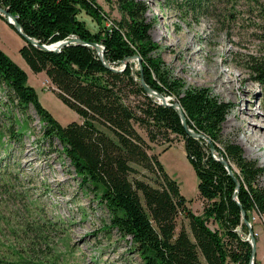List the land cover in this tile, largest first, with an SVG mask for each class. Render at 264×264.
I'll use <instances>...</instances> for the list:
<instances>
[{"label":"trees","instance_id":"trees-1","mask_svg":"<svg viewBox=\"0 0 264 264\" xmlns=\"http://www.w3.org/2000/svg\"><path fill=\"white\" fill-rule=\"evenodd\" d=\"M106 1L117 3L119 18L109 20L96 0H0V7L38 43L68 39L71 34L80 39L55 51L35 46L17 32L23 40L19 53L30 69L44 71L50 90L78 113L80 120L64 124L41 103L27 71L0 47V86L5 102L11 104L4 112L9 122H0V147L9 153L24 134L34 132L31 117L17 114L32 108L41 127L35 143L44 148L45 141L48 151L67 157L80 186L103 202L109 211L108 226L129 238L140 264H250L252 249L242 211L251 223L253 212L264 217L260 182L264 167L224 135L223 121L231 102L207 86L187 85L166 67L150 33L145 0ZM162 1L176 2L193 15L210 12V0ZM249 2L259 7L264 19L263 0ZM0 17L5 19L2 13ZM93 42L103 44L108 65ZM133 55L140 57L137 67L129 60ZM245 61L253 79L264 86V47ZM141 75L152 89L171 96L169 101H178L185 124L177 109L158 103L146 92ZM187 127L201 136L190 134ZM171 134L182 139L197 176L200 212L188 205L159 152L149 151L151 142L161 140L168 142L163 151L168 149ZM220 155L231 172L217 159ZM253 264L264 262L255 256Z\"/></svg>","mask_w":264,"mask_h":264},{"label":"rangeland","instance_id":"rangeland-1","mask_svg":"<svg viewBox=\"0 0 264 264\" xmlns=\"http://www.w3.org/2000/svg\"><path fill=\"white\" fill-rule=\"evenodd\" d=\"M96 1L109 20L120 17L117 3ZM145 1L150 33L159 45L158 54L166 67L187 85L207 86L219 98L231 102L223 121L224 135L237 141L247 157L264 167V86L253 79L245 66L248 55L264 47L262 11L249 0H210V12L193 15L176 2ZM82 15L94 27V22ZM14 32L0 25V43L11 58L21 56L18 48L23 42ZM129 60L134 67L139 64L134 56ZM25 66L39 100L61 123L79 118L74 109L50 90L51 83L44 71L33 72ZM5 100L0 86V122L7 124L9 118L4 112L11 104ZM17 114L31 117L34 132L24 134L9 153L0 147L2 264H140L129 238L108 226L109 211L103 202L80 186L79 176L67 157L55 150L48 151L45 141L44 148L35 143L41 127L34 110L27 108L26 114ZM139 130L146 136L142 128ZM170 136L168 149L163 151L168 142L161 140L151 142L149 151L159 152L166 171L189 199L188 205L200 212L202 198L197 176L185 155L182 139ZM145 178L156 184L152 177ZM260 182L264 183V173ZM251 232L257 236L256 257L264 262V217L256 212ZM249 236L248 228L246 238Z\"/></svg>","mask_w":264,"mask_h":264},{"label":"water","instance_id":"water-1","mask_svg":"<svg viewBox=\"0 0 264 264\" xmlns=\"http://www.w3.org/2000/svg\"><path fill=\"white\" fill-rule=\"evenodd\" d=\"M0 13H2L4 16H5V20L8 24L12 25L14 27V29L22 34L26 40L30 43H32L33 45L35 46H38L40 48H43V49H47V50H59L64 44H67L69 42H74V41H79L80 39L76 36V35H70V38L68 39H61V40H57L55 42H51V43H48V44H45V43H38L37 40L29 35H27L26 33H24V31L22 30V27L21 25L18 23L16 17L14 15H12L10 12H8L5 8L3 7H0ZM84 43V42H83ZM91 45H94L96 48H97V53L100 55V57L102 58V60L104 61L105 64L108 65L106 59H105V56H104V46L103 44L101 43H96V42H93L91 43ZM135 58H137L138 60V63L140 64L141 60H140V57L138 55H133ZM132 57V56H131ZM128 59V58H126ZM126 65V61L124 60L121 67H124ZM110 68L112 69H117L116 67L114 66H110ZM140 83L144 86L146 92L149 94V95H154L155 98H156V101L158 103H163V104H167V105H171L172 107H174L175 109L178 110L180 116H181V120L183 122V124H185L184 122V114L182 113L181 109H180V105L178 103L177 100H172V101H169L170 97H166L165 95L161 94L160 92L152 89L149 85H147L141 75L140 77ZM187 131L190 133V134H193L195 136H201L200 133H197V132H194L192 129L188 128L187 127ZM210 149L211 151H214V146L210 143ZM217 159H219L220 161H222L225 165V167L227 168V170L229 172H231V168L229 167L227 161L225 160V158L223 156H217ZM238 183V182H237ZM242 216L244 218V221L245 223L247 224L248 228H249V234L250 236L247 237L246 239L249 240L250 244H251V257H250V264H253L254 262V259H255V256H256V245H255V237L252 235V232H251V223L245 219V214L244 212L242 211Z\"/></svg>","mask_w":264,"mask_h":264},{"label":"crops","instance_id":"crops-1","mask_svg":"<svg viewBox=\"0 0 264 264\" xmlns=\"http://www.w3.org/2000/svg\"><path fill=\"white\" fill-rule=\"evenodd\" d=\"M0 25H2L3 27H5V28H8V29H10L12 32H14V31H16L14 28H12L11 26H10V24H8L5 20H4V18H2V17H0ZM15 33V32H14ZM0 47L5 51V52H7L5 49H4V47H2V45H1V43H0ZM8 53V52H7ZM9 54V53H8ZM12 56V58L20 65V66H22L26 71H27V68H26V66H25V64H27L26 63V61L24 60V58L22 57V56H20V55H11ZM28 65V64H27ZM28 73V72H27ZM77 120H80L79 118H77Z\"/></svg>","mask_w":264,"mask_h":264},{"label":"bare ground","instance_id":"bare-ground-1","mask_svg":"<svg viewBox=\"0 0 264 264\" xmlns=\"http://www.w3.org/2000/svg\"><path fill=\"white\" fill-rule=\"evenodd\" d=\"M259 139L261 140L260 135H259Z\"/></svg>","mask_w":264,"mask_h":264}]
</instances>
